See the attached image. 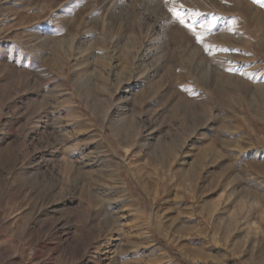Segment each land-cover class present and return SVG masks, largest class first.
<instances>
[{
  "label": "rangeland",
  "instance_id": "obj_1",
  "mask_svg": "<svg viewBox=\"0 0 264 264\" xmlns=\"http://www.w3.org/2000/svg\"><path fill=\"white\" fill-rule=\"evenodd\" d=\"M0 264H264V0H0Z\"/></svg>",
  "mask_w": 264,
  "mask_h": 264
},
{
  "label": "snow or ice",
  "instance_id": "obj_2",
  "mask_svg": "<svg viewBox=\"0 0 264 264\" xmlns=\"http://www.w3.org/2000/svg\"><path fill=\"white\" fill-rule=\"evenodd\" d=\"M181 23H183V21H181Z\"/></svg>",
  "mask_w": 264,
  "mask_h": 264
}]
</instances>
